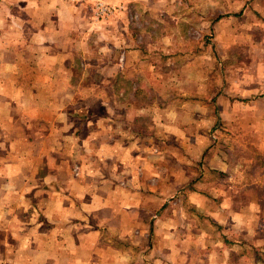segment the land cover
<instances>
[{
	"label": "crops",
	"instance_id": "crops-1",
	"mask_svg": "<svg viewBox=\"0 0 264 264\" xmlns=\"http://www.w3.org/2000/svg\"><path fill=\"white\" fill-rule=\"evenodd\" d=\"M97 3L123 8L0 0V264H264V250L252 251L260 244L236 241V227L224 223L236 214L220 204L228 193L204 188L193 173L204 148L199 159L189 155L194 162L188 157L204 138V119L219 116L221 80L205 93L204 75H193L184 89L174 71L197 59L183 65L170 53L145 76L139 59L119 64L141 50L122 47L111 67L100 66L102 76L117 74L116 89L133 88V103L141 89L143 106L114 109L108 90L96 92L106 81L76 74L77 64L92 70L85 56ZM130 70L131 79L122 76ZM212 73L220 75L219 63ZM76 89L90 93L74 96Z\"/></svg>",
	"mask_w": 264,
	"mask_h": 264
},
{
	"label": "rangeland",
	"instance_id": "rangeland-1",
	"mask_svg": "<svg viewBox=\"0 0 264 264\" xmlns=\"http://www.w3.org/2000/svg\"><path fill=\"white\" fill-rule=\"evenodd\" d=\"M110 1L123 5V8L102 5L110 7L112 13L98 16L97 7L101 4L94 6L93 19L97 25L90 30V50L85 56L93 66L88 72L77 64L78 80L90 79L97 84L106 81L108 88H98L96 92L108 90L105 95L111 106L126 112L143 106L139 96L141 89H136L137 103H133L130 98L133 88L123 89V95L116 89L117 74L102 76L100 68L107 64L111 67L123 50H141L133 62V57H129L119 64H139V59L144 65L141 69L145 76H148L153 61L164 65V55L170 53H179L181 56L176 58L185 64L190 59H197L189 68L181 66L174 71L177 73L174 78L182 82L184 89L194 85L190 83L193 75H204L205 93H211V87L221 80L225 102L220 104L219 116L204 119L201 142L187 143L188 146L196 145L193 152H188V157L194 162L189 155L199 159L202 154L193 173L203 178L204 188L215 190L217 187L228 193L220 198V204L230 206L233 210L229 213L236 211V214L229 215V221L224 223L236 227L232 231L236 241L246 239L253 244L259 243L258 248L251 247L255 255L260 253V248L264 250V0ZM89 5L93 7V3ZM91 6L84 7V12L90 11ZM121 10L123 13L113 18ZM2 11L0 9V13ZM213 62L220 64L219 76L212 73ZM130 71L129 75L125 72L127 76H122L131 79L133 72ZM89 93L87 89H76L74 96L84 97ZM233 104L237 105L235 111L230 109ZM85 105L91 106L98 114L104 111L103 106L94 100H87ZM160 129L157 124L155 133L159 134ZM198 148H204L203 153L196 152ZM249 204L253 209L251 222L248 214L244 215ZM225 212L221 214L226 216ZM246 218L252 229L244 232L238 223L243 224ZM153 219L156 220V216Z\"/></svg>",
	"mask_w": 264,
	"mask_h": 264
},
{
	"label": "built area",
	"instance_id": "built-area-1",
	"mask_svg": "<svg viewBox=\"0 0 264 264\" xmlns=\"http://www.w3.org/2000/svg\"><path fill=\"white\" fill-rule=\"evenodd\" d=\"M111 13H112V11H111L110 7H105V6H102V5L97 7L98 16L101 15V14L109 15Z\"/></svg>",
	"mask_w": 264,
	"mask_h": 264
},
{
	"label": "trees",
	"instance_id": "trees-1",
	"mask_svg": "<svg viewBox=\"0 0 264 264\" xmlns=\"http://www.w3.org/2000/svg\"><path fill=\"white\" fill-rule=\"evenodd\" d=\"M256 155H257V157L259 158V153H256ZM260 160H262V159H260ZM263 163H264V161H263ZM264 165V164H263ZM218 174H222L221 172H218Z\"/></svg>",
	"mask_w": 264,
	"mask_h": 264
}]
</instances>
